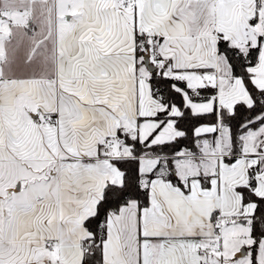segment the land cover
<instances>
[{
    "label": "snow or ice",
    "instance_id": "1",
    "mask_svg": "<svg viewBox=\"0 0 264 264\" xmlns=\"http://www.w3.org/2000/svg\"><path fill=\"white\" fill-rule=\"evenodd\" d=\"M0 264H264V0H0Z\"/></svg>",
    "mask_w": 264,
    "mask_h": 264
}]
</instances>
